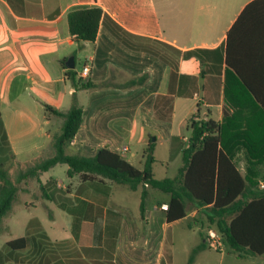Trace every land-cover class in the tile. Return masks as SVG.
Here are the masks:
<instances>
[{"label":"crops","instance_id":"crops-1","mask_svg":"<svg viewBox=\"0 0 264 264\" xmlns=\"http://www.w3.org/2000/svg\"><path fill=\"white\" fill-rule=\"evenodd\" d=\"M252 1L0 0V113L17 159L23 164L39 160L60 130L63 120L49 116L46 106L68 111L76 103L83 109V123L71 147L79 152L92 156L108 147L132 163L125 154L131 146H141L143 170L149 144L167 142L183 165L190 120L222 122L225 117L226 39ZM92 6L102 8L132 34L135 45L153 47V53L127 47L103 25L95 42L75 41L68 14ZM71 57L74 69L67 67ZM86 65L91 66V73L81 78ZM71 70L95 87L76 89L67 78ZM234 163L245 175L244 149L236 151ZM258 172L259 183H264V163ZM44 174L41 181L47 194L42 192L37 198L26 191V183L21 186L26 197L37 198L35 207L55 223L59 219L56 209L66 215V236L60 240L46 234L42 217L32 214L27 221L26 237L43 233L45 238L50 259L43 264H67L69 260L173 264L174 242L166 239L175 225L184 222L188 231L201 237L199 225L193 223L199 210L167 222L163 207L168 206L169 195L164 199L149 189L142 215V188L130 190L140 196L139 214L135 215L127 205L113 201L116 189L129 190L127 187L106 182L111 187L107 195L104 188L93 187L78 176L67 174L70 181L65 184L55 175L44 179ZM149 199L154 200V212L148 211ZM203 243L207 241L201 237L194 248ZM208 250L211 246L198 255ZM233 255L264 264V255Z\"/></svg>","mask_w":264,"mask_h":264},{"label":"trees","instance_id":"trees-1","mask_svg":"<svg viewBox=\"0 0 264 264\" xmlns=\"http://www.w3.org/2000/svg\"><path fill=\"white\" fill-rule=\"evenodd\" d=\"M68 23L75 41L95 42L103 25L127 47L153 53V47L135 45V37L98 6L72 10L68 14ZM225 52V117L222 122L190 120L189 145L183 150V165L173 178L156 177L154 143H150L145 151L143 170L108 147L92 156L72 153V142L83 123V109L76 103L68 111L46 106L49 116L63 120L62 126L52 136L39 160L23 164L12 150L0 113V227L18 200L23 183L29 185L35 180L45 194L41 176L64 164L68 166L69 177L78 176L93 187L104 188L107 195L111 187L106 182L131 191L142 188V215L149 189L170 196L165 211L168 223L184 219L189 210H199V217H195L193 223L199 225L201 237L207 244L193 249L191 264L201 251L211 246L205 229L216 231L229 251L240 258L263 256L264 189L260 187L258 167L264 163V0H254L245 7L228 32ZM161 57L168 61L167 57ZM67 78L76 89L95 87V84L77 78L72 70ZM239 149L245 150L248 161L245 175L234 163ZM29 243L30 239L25 236L9 241L7 246L13 253L25 250ZM4 263L0 254V264ZM66 263L90 262L69 260ZM93 263L115 264L112 261Z\"/></svg>","mask_w":264,"mask_h":264},{"label":"rangeland","instance_id":"rangeland-1","mask_svg":"<svg viewBox=\"0 0 264 264\" xmlns=\"http://www.w3.org/2000/svg\"><path fill=\"white\" fill-rule=\"evenodd\" d=\"M79 58H82V56H79ZM155 145L154 157L156 163L153 165V170L156 177L158 179L173 178L182 165V159H180L179 156H176V150L169 143L158 142L155 143ZM70 151L72 153L79 152L75 147H71ZM125 156L129 158L132 164L136 167L140 169L142 168L143 148L141 146H131V151L126 153ZM67 168V165L59 164L54 167V169L46 172L44 174V179L49 178L50 175H55V177L62 180L65 184H68L70 179L66 174ZM15 174L16 172L13 173V175ZM23 191L24 190L21 187V193L18 200L13 205L11 211L2 220L0 227V254L3 256V259L6 262L5 264H43L44 260L50 259L47 246L44 245L45 238L43 237V233L29 236L31 243L30 247L21 252L17 251L11 253L7 243L11 240L26 236L27 221L32 214L42 217L44 230L52 240L64 239L66 236V229L63 224L66 215L61 209H56L54 212L59 216V219L57 220V223H55V220H53L48 213L44 214L43 209L38 210L39 207H35V199L38 198V194L42 193L40 184L35 180L30 181L29 185H27L26 191L31 195L35 193L37 198L26 197L25 194L27 193H24L25 191ZM156 192L160 194L161 198L166 199L168 197L165 193L160 191ZM139 197V194L131 192L130 190L116 189L113 201L114 203L121 202L127 205L131 213L136 215L139 214ZM26 203L28 204L27 208L25 206ZM147 205L148 211L154 212V200H147ZM158 226L159 225H157V227ZM144 227L145 225L143 224V228ZM204 233L208 236L207 229H205ZM169 234L170 237L168 236L166 240L170 244L174 242V248L172 251L173 264H191L190 258L192 249L199 243L201 237H199L198 234H194V232L188 231L184 222L175 225L174 228L170 230ZM32 238H36V242L35 240L31 241ZM209 242L212 250H208L201 255H198L195 262L192 264H252L251 261L238 259L233 254H230L228 246L225 245L223 241H221V246H217L211 240H209Z\"/></svg>","mask_w":264,"mask_h":264},{"label":"built area","instance_id":"built-area-1","mask_svg":"<svg viewBox=\"0 0 264 264\" xmlns=\"http://www.w3.org/2000/svg\"><path fill=\"white\" fill-rule=\"evenodd\" d=\"M91 73V66L90 65H86L83 67L82 72L80 74L81 78H87ZM73 144V142H72ZM124 151H127V148L124 147ZM261 189H264V183L260 184ZM168 206H164L163 209L167 210ZM208 236H209V240H211L214 244H216L217 246H221L222 244V239L220 238V236L216 233V231L214 230H209L208 232Z\"/></svg>","mask_w":264,"mask_h":264},{"label":"water","instance_id":"water-1","mask_svg":"<svg viewBox=\"0 0 264 264\" xmlns=\"http://www.w3.org/2000/svg\"><path fill=\"white\" fill-rule=\"evenodd\" d=\"M67 67L69 69H74L75 68V61L74 58L71 57L68 61H67ZM153 141H155V138H153Z\"/></svg>","mask_w":264,"mask_h":264}]
</instances>
